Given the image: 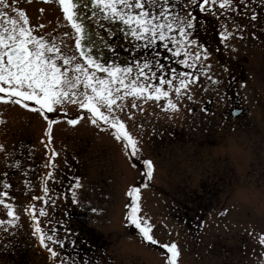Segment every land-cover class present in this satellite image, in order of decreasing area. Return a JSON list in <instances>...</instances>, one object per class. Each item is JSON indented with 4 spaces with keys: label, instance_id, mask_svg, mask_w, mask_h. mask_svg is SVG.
I'll return each instance as SVG.
<instances>
[{
    "label": "rangeland",
    "instance_id": "374dc122",
    "mask_svg": "<svg viewBox=\"0 0 264 264\" xmlns=\"http://www.w3.org/2000/svg\"><path fill=\"white\" fill-rule=\"evenodd\" d=\"M18 1V7L32 2ZM247 2L248 9H240L246 15L229 12L216 20L197 13L198 19L207 22L208 30L201 29L197 36L212 52L206 62L212 65L209 75L222 80L221 85L201 75L191 88L194 100L182 98L179 112L163 111L165 101L161 100L137 101L138 108H131L129 101L124 109L127 115L119 113L129 132L139 139L142 159L155 164L154 179L146 189L140 184V161L132 167V158L107 125H92L82 113L85 119L70 126L61 113L50 143L51 152L54 149L59 155L50 160L52 153L43 146L46 121L19 106L0 104V119L5 121L0 124L4 148L0 151V193L7 191L14 198L8 202L20 217L8 232L0 228V264H59V258L53 261L32 234L34 221L25 211L29 202L37 209L41 226L45 230L59 227L61 237L65 235V212L84 210L87 222L92 221L111 242L107 257L99 264H164L165 250L145 241L125 219L130 200L127 191L133 185L141 186L142 214L151 217L154 238L161 244L179 243L180 264H259L264 249L249 232L264 233V0ZM29 11L34 25H45L38 34L59 36L74 31L64 26L58 0H39L29 5ZM253 11L258 17L255 22L248 18ZM221 21L233 31L237 25L241 29L230 40L235 52L220 42ZM124 41L130 48L132 38ZM144 56L149 53L143 52L138 59ZM158 59L165 65L158 76L170 77L173 67L178 72L185 70L164 49ZM225 65L228 72L223 71ZM232 108H241L240 116L231 117ZM76 114V106L69 105L68 116ZM48 168L54 180H48L47 186L50 196L57 197L56 206L49 204L48 216L39 217L38 210L45 205L32 197L43 196L42 179H47ZM77 179L83 185L75 189L81 203L73 204L71 191ZM5 183L12 187L5 189ZM198 200L207 209L195 215ZM93 208L99 211L94 213ZM7 218L0 206V219ZM57 250L65 259L62 249Z\"/></svg>",
    "mask_w": 264,
    "mask_h": 264
},
{
    "label": "snow or ice",
    "instance_id": "6c2138e0",
    "mask_svg": "<svg viewBox=\"0 0 264 264\" xmlns=\"http://www.w3.org/2000/svg\"><path fill=\"white\" fill-rule=\"evenodd\" d=\"M16 3L17 0H0V104L19 106L39 114L46 121L48 144L51 143L53 126L61 122L57 118L61 113L70 126L80 124L85 119L82 113H86L92 125L100 127L103 124L113 130L114 138L123 143L125 154L133 159L132 167H137L136 160L140 161L143 176L148 182L154 179L155 164L151 159H142L140 141L129 132L119 113L127 115L124 109L129 106V101L131 108H138L140 105L137 101L147 103L161 100L165 101L163 111L179 112L182 98L194 100L191 88L200 82L201 75L213 85H221L222 80L209 75L212 65L206 62L212 52L197 36L201 29L208 30L207 22L198 19L197 13L220 20L229 12L246 15L240 9L243 7L247 10L249 7L247 0H58L66 22L64 26L74 31L57 36L53 33L38 34L45 25L32 26L26 11L16 7ZM40 11L43 12V9ZM89 13L91 17L125 25V35L140 42L137 46L138 56L145 50L162 46L185 70L178 72L173 67L170 77L158 76V70L165 68L158 59V51H150L149 56L143 59H134L131 65L101 62L93 55L96 41L90 40L87 45L84 43V20ZM248 18L255 22L258 17L253 11ZM232 19L234 21L235 17ZM220 28L218 35L224 48L237 51L230 40L234 38L235 31L241 30L239 25L233 31L221 21ZM109 34L115 35L111 30ZM240 38L243 39L242 36ZM100 39L103 40V37ZM105 46L110 47L108 44ZM112 50L115 52L114 48ZM223 71H229L227 65L223 66ZM204 91H208V88L205 87ZM69 105L77 108V114L73 117L68 116ZM131 118L128 116V119ZM3 123L5 121L0 119V124ZM0 151H4L2 145ZM58 155L53 149L50 160ZM46 166L51 167V164ZM45 176L47 179L43 180L41 188L43 196L32 197L33 200H42L45 205L38 210L39 217L48 216L46 207L49 204L56 206L57 197L50 196L47 186L48 180H54L53 173L47 172ZM148 182H142V187L148 188ZM11 187V184H4L5 189ZM82 187L77 179L71 191L73 204L81 203L75 189ZM127 196L130 198L125 217L128 223L139 230L145 241L159 244L165 250L164 264H180L182 252L179 243L170 241L161 244L154 238L155 225L151 223L150 216L142 214L141 186H131ZM0 197H3L0 198V206L6 210L8 217L0 219V228L8 232L17 226L20 217L15 205L8 202V199L14 198H9L7 191L0 193ZM91 210L94 213L99 211L96 208ZM25 211L34 221L32 234L39 246L47 251L53 261L59 258V264H66L57 248L64 249L69 242L76 246L70 230L65 229L63 237L59 234V227L45 230L37 218V209L30 202ZM220 214L226 215V212ZM48 223L51 224V220ZM56 223L63 227L60 221ZM249 235L254 236L264 249V233L256 236L254 232H249ZM261 256L264 257V251ZM259 264H264V258L259 259Z\"/></svg>",
    "mask_w": 264,
    "mask_h": 264
},
{
    "label": "trees",
    "instance_id": "16d2710c",
    "mask_svg": "<svg viewBox=\"0 0 264 264\" xmlns=\"http://www.w3.org/2000/svg\"><path fill=\"white\" fill-rule=\"evenodd\" d=\"M118 24L112 21H108L104 27L103 25L97 26L96 23H90V40L96 41V49L99 51H106L108 53L109 58L113 60H117L118 62H127L129 59H132V55L130 52H133L131 48H129V52L125 53V56L120 54L122 51L121 39L118 29ZM108 29V31H106ZM110 30L115 33V35H110ZM97 33L99 35H97ZM103 37V40L100 39ZM92 38V39H91ZM105 44L110 45V47H106ZM115 49L113 52L112 49ZM156 49L147 50L154 52ZM210 191L208 194H211ZM198 199L199 196H198ZM199 205L195 208V214H201L203 209H207L204 202L197 201ZM203 204V205H201ZM84 210H75L73 212H69L65 218V224L62 230L68 229L73 234L71 239L76 240V246L73 247L72 244L66 243L63 251V256L66 260L69 261L70 264H98L102 259H105L107 247L109 246V242H107V238L96 230L91 221L87 222V216L83 212ZM201 211V212H200ZM71 257V259H69Z\"/></svg>",
    "mask_w": 264,
    "mask_h": 264
},
{
    "label": "flooded vegetation",
    "instance_id": "af4514ba",
    "mask_svg": "<svg viewBox=\"0 0 264 264\" xmlns=\"http://www.w3.org/2000/svg\"><path fill=\"white\" fill-rule=\"evenodd\" d=\"M9 2H11V0H9ZM17 2H19L18 0H17ZM21 2H23V0L21 1ZM33 2V3H32ZM32 2H31V4H29L30 5V7H33V5H35V2L36 3H39V0H32ZM17 4L18 3H16V7H18L17 6ZM29 5L27 6L26 4L25 5H23V6H21V7H18L19 9H21V10H24V11H26V14L29 16V18L31 19V17H30V15H29V13H30V11H29ZM37 12H39V8H37ZM30 24L31 25H34L32 22H31V20H30ZM39 25V24H38ZM34 26H36V25H34Z\"/></svg>",
    "mask_w": 264,
    "mask_h": 264
},
{
    "label": "water",
    "instance_id": "95a60500",
    "mask_svg": "<svg viewBox=\"0 0 264 264\" xmlns=\"http://www.w3.org/2000/svg\"><path fill=\"white\" fill-rule=\"evenodd\" d=\"M240 109H233L230 113L233 115V116H237L240 114Z\"/></svg>",
    "mask_w": 264,
    "mask_h": 264
}]
</instances>
